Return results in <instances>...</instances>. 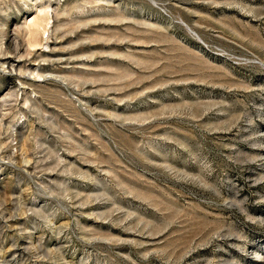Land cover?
Instances as JSON below:
<instances>
[{"label":"rangeland","instance_id":"374dc122","mask_svg":"<svg viewBox=\"0 0 264 264\" xmlns=\"http://www.w3.org/2000/svg\"><path fill=\"white\" fill-rule=\"evenodd\" d=\"M0 264H264V0H0Z\"/></svg>","mask_w":264,"mask_h":264},{"label":"bare ground","instance_id":"6f19581e","mask_svg":"<svg viewBox=\"0 0 264 264\" xmlns=\"http://www.w3.org/2000/svg\"><path fill=\"white\" fill-rule=\"evenodd\" d=\"M47 21H48L47 19H43V21L42 20H38V21H36L35 24L38 25V26L43 25V22H45V24H48ZM37 44H38L37 40H35L34 42H31V45H37Z\"/></svg>","mask_w":264,"mask_h":264}]
</instances>
